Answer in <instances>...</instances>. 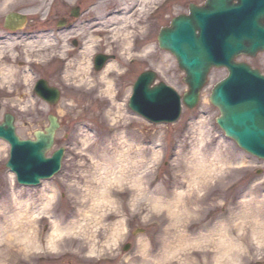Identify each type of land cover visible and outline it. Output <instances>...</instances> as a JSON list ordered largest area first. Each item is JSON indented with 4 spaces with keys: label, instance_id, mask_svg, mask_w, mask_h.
<instances>
[{
    "label": "rangeland",
    "instance_id": "rangeland-1",
    "mask_svg": "<svg viewBox=\"0 0 264 264\" xmlns=\"http://www.w3.org/2000/svg\"><path fill=\"white\" fill-rule=\"evenodd\" d=\"M16 1L18 0H6V2L0 0V17L3 16L6 10L8 11L11 8L10 3ZM22 1L25 2L24 0ZM26 1L22 5L30 6L35 4L33 1L39 2V0ZM75 1L81 2L82 8L85 10L80 18L81 23L92 21L94 25L98 26L101 17H104L101 15L105 14L103 8L100 10V7L104 5L106 9L108 8L107 10H116L122 0H48L43 8L40 9L30 6L29 8H33L31 10L26 7L28 9L25 10V13L32 19L39 18L43 21L46 19V23L48 21V23L54 24L56 21L52 18L61 15L62 9L65 6H71ZM159 1L152 0L146 6L145 12L146 14L148 12V18L140 21L139 27L129 34L130 38L135 36L136 33L139 38L143 39L147 32H150L147 42L143 44L139 51V64L132 68L131 76L129 75L125 80H118L119 76H117L116 72L119 70L122 73L124 65H128L126 63L127 59L124 62L127 55H119V51L115 50L117 57L112 61L115 66L113 69L111 67L106 73V77L110 81V87H106L104 82L98 84L101 80L98 81L97 78L93 77L92 79H95L94 83L98 88L93 89L89 95L88 91L85 90L86 86L81 85V80L74 76L76 72L71 73L70 70H67V74L65 73L64 77L68 88L66 89L62 86L64 98L58 106L48 108L31 93V85L38 77H45L49 83L56 86L58 81L57 78L55 79L54 68L47 69L44 72L39 71L37 74L28 72L23 78L9 79L8 82H4L3 78L0 77V86H3L4 83L7 88L13 89L18 93L16 96L11 97L10 102L7 100L2 103V106L15 117L17 135L21 139L31 137L33 131L42 129L47 124L46 117L48 114H53L59 118L61 127L56 134L55 142L56 145L67 148L66 164L67 172L69 171L68 174L70 175L66 174V177L71 179L66 184L59 179V177L63 176H58L51 181L42 183L46 184L47 187L44 186L45 189L41 188L42 184L34 188L17 185L13 174L5 168L9 146L4 141H0V143L5 145L4 149H0V225H5L6 218L16 208V202L29 201L30 209L34 210V206L39 203L40 196L44 194L43 190L47 192L50 189L56 191L47 208L49 214L53 212V216H50L51 219L68 217L70 214V216H75L76 218L82 217L79 197L87 193L82 187L86 183V175L89 174H87V171L92 167V162L84 158V155L90 153L98 157L99 153H103V155L109 156L115 150L121 149L122 145H119L122 144L121 142L115 145L111 144L115 142L112 141L115 134L117 135L115 139H118V136L125 138V145L131 142L135 143L136 147L129 152V156L137 157V164L130 166V168H135L140 173L139 176H144V182L148 179L151 183L150 191L146 192L147 196L158 184V190L166 193V198H173L175 191L180 188L178 184L173 186L174 175H182L187 171L189 167L188 159L189 161L190 159L193 160V154L206 157L205 160L207 162L212 157L217 158L214 160L215 170H217L213 174L214 179L211 184H209L210 181L207 182L206 191H202L199 195L204 200L202 207L198 209L197 213L184 217L183 222L176 223L173 226L175 229L171 230V218L166 210L150 207L146 201H143V198L139 199L136 205L131 203V200L136 197V193H133L132 189L125 185L121 190L126 189V191L120 195V200H117L116 204L99 208L98 212L95 211L98 214H102L101 223L95 218L96 216L93 219L94 221L90 218V220H87L88 225H80L83 227L77 232V237L70 236L58 241L56 249L59 251L48 249V251L53 252L52 254L47 253L48 257L49 255L62 257L61 251L66 250V248H62L63 242L65 240L69 242L70 240L72 253H67L68 255L65 256H68V261L71 260V263L63 262L61 264H88L87 262L93 260L88 257L90 254L88 249L93 247V244L95 249L101 250L98 254L110 255L108 252L111 251H107L106 247L103 246V241L110 232L108 223L113 219L122 218V221L125 219L126 231L130 229V233L133 232V240L135 241L134 250H130L125 254L126 257L131 258V262H119L116 264H130L134 262L133 259L137 260V257L142 255V252H140V240L150 243L151 252L149 255L152 260H150L149 264H156V262H153V257H157V253H160L168 237L173 233V235H178L181 229L184 230L188 224H195L198 219L201 220L199 224L192 225L193 227L187 232L184 231L185 235L190 234L192 229L196 230L203 226H206L204 231H207L217 225H214L217 218L224 219L233 214V212L236 213L243 203L253 199V202L262 199L264 203V163L242 152L232 140L222 134L223 132L215 123L216 118L219 116L218 110L209 104L208 101L209 93L213 86L226 76L225 69H212L209 72L208 82L201 92L197 106L191 110L183 107L181 116L176 123L151 125L134 116L128 110L127 95L130 93L129 88L136 77L146 70L154 69L157 73V81L169 85L178 94L182 95L187 91V87L182 82L183 72L178 69L174 58L170 54L158 48L155 42V35L160 28L167 26L173 17L186 13L189 4H201L204 0L173 1L163 6L155 17L149 16V12L153 10L152 6L158 4ZM87 26V24H84L82 28L78 29L80 34L83 32L88 34L90 29ZM104 39L106 41V38ZM108 43L111 46L113 44H110L107 40L106 44ZM237 61L247 63L264 74V52L258 53L254 58L239 56ZM37 66L41 67L40 65ZM129 66H133V64ZM71 67L69 65L68 69H71ZM2 114L3 111L0 112V117ZM111 126L113 130L111 132L108 130L107 132V128ZM113 131L115 133H112ZM85 141L87 144L84 143ZM152 153H154L156 158L149 164L147 160L151 158ZM241 160L247 162L244 167L240 164ZM140 161L142 162L140 163ZM178 178L182 179L181 176ZM212 186L214 187L213 189ZM32 203H35V205L32 206ZM206 209L207 211H204ZM35 219H32L35 225L32 230L34 229L35 237L39 238V234L48 232L51 222L46 221L47 223H45V221L40 222ZM81 220L83 221V219ZM249 224H251L249 220L241 224L246 234V229L249 230ZM182 226L185 227L182 228ZM260 228L264 229V225ZM126 237L127 233L122 238H117L116 241L120 240L118 242L120 244ZM154 237H157V239H154ZM116 241L113 243L114 245ZM8 243H1L2 247L0 249H5L6 245L8 247ZM10 245H12L10 246L12 255L5 257L8 264H35V259L40 257L36 251L28 254L27 250L17 241H10ZM150 247L148 245V248ZM12 248L14 249L12 250ZM203 253H206L204 257L202 256ZM182 255L184 256L183 258L187 257L192 264H214V252L211 248H206L203 245L190 247ZM239 256L238 264H264V242H256L253 239L247 245V248L245 247L240 252ZM139 261H136V263ZM223 261L224 264H231L227 259ZM46 264H49V262Z\"/></svg>",
    "mask_w": 264,
    "mask_h": 264
},
{
    "label": "bare ground",
    "instance_id": "bare-ground-1",
    "mask_svg": "<svg viewBox=\"0 0 264 264\" xmlns=\"http://www.w3.org/2000/svg\"><path fill=\"white\" fill-rule=\"evenodd\" d=\"M6 2V0H3V2ZM27 2L26 0H24ZM29 1V0H28ZM48 0H39L33 1L35 4L30 5L34 8H43V6L46 4ZM152 0H122L118 6V10H107L106 6L100 7V10L105 11V14H102L100 19V23L98 26L92 23V21L87 22H77L74 24L73 27H77V35H76V42L80 44V47L76 50L78 52L79 58L77 60L76 66H78L77 70L73 67L71 69L69 67V64L71 63L65 62V70L62 74V83L65 85L66 89L68 88L66 86L67 81L64 77V75L67 74V70H70L71 73H75L74 76H77L79 80H81V85H85V90L88 91L89 95L90 92L97 87V85L94 83L95 79L101 80L98 82H104L107 86L110 85V81L108 77H106V73L114 68L115 65H113V57H117L115 54V50L119 51V55L122 54V56H126L125 60L128 58L127 62L130 60H133L135 58H140V54L135 55L133 48H134V42L139 38L138 35L131 36V32L139 27L140 21L148 18V12L146 14L145 8L147 5L150 4ZM177 1V0H169L166 5L169 3ZM182 1V0H180ZM206 0H204L205 2ZM22 0H18L15 2V4L20 5L22 3H25ZM12 3V2H11ZM10 3V4H11ZM234 4H237V1L234 0ZM165 5V6H166ZM202 7L204 6L203 3L200 4ZM25 5L24 7H30ZM109 7V6H108ZM26 8V9H28ZM33 9V8H29ZM82 11L85 12L84 9ZM80 13L79 9H73L71 13ZM160 12V11H159ZM159 12H157L153 17H155ZM146 14V15H145ZM77 15V14H76ZM139 15V16H138ZM5 16V15H4ZM74 18V17H72ZM174 18V17H173ZM172 18V19H173ZM98 19V18H97ZM171 19V21H172ZM80 20V19H79ZM171 21H169V25L171 24ZM48 23V21H47ZM27 24V20H18L15 22V28L17 30H22L23 27ZM84 24H87L89 27L88 34H85L84 32L80 34L78 31L79 28H82ZM58 25H60L58 23ZM63 27V25H61ZM51 33V32H50ZM66 32L61 33V39L58 42L59 44L53 43V37L49 39V34H45V36H42L43 38L40 39V43L43 44L44 51L47 50L49 43L54 44L52 45L53 50H58L57 47L59 46V52L61 53L59 56H56L55 59L57 61H63L65 58V52L67 49H70L71 47L66 48L65 45L61 47L60 44H65L66 36L70 33L65 34ZM129 35V36H128ZM72 36V35H71ZM108 40L111 45L106 44V41ZM158 33L155 35V42L158 46ZM73 40H75L73 38ZM55 41V40H54ZM105 42V43H104ZM115 45V46H114ZM2 46V43H0V48ZM25 47V45H23ZM57 46V47H56ZM117 46V47H116ZM143 46V44H142ZM129 47L128 49H126ZM4 48V47H3ZM2 48V49H3ZM66 48V49H65ZM14 49V48H13ZM100 52V53H98ZM261 53V52H259ZM89 54V55H88ZM126 54V55H125ZM168 54H170L168 52ZM91 57L93 59V63L91 64ZM2 60V59H1ZM82 62H85L84 64ZM235 62V61H234ZM176 66L177 62L175 61ZM106 64V67L103 69V66ZM138 64V63H137ZM56 63H53V66H55ZM247 65V64H245ZM90 66H93V70L90 69ZM248 66V65H247ZM50 67V68H51ZM136 66H132L131 68H134ZM249 67V66H248ZM250 68V67H249ZM154 70V69H153ZM253 70V69H252ZM259 71L258 69H256ZM99 71L100 73H98ZM66 73V74H65ZM119 73L116 72V74ZM28 72L23 71V69H18L14 66H7V65H0V76L3 78L4 82H8L9 79L13 78H23L25 75H27ZM244 75V74H241ZM5 76V77H4ZM127 78V77H126ZM241 78H243L241 76ZM117 79V78H116ZM118 80H125L123 78L118 77ZM22 81V80H21ZM157 76L155 75L154 80L150 83V85L146 86L149 88H145L141 90L140 86L135 87V84L129 88L130 93H128V99H127V108L128 110L136 117H139L140 119L146 121L147 123L151 125H163V124H171V123H164V122H155L148 118H146L141 111H134L131 109L132 106H139L142 104H145L144 97L146 96V99L148 98L153 104L154 108L150 106L149 101L146 102V112L150 114L152 117L156 119V121H161V117L157 115L161 114L162 112V106H167L169 102L168 97H164L165 91L156 89L158 86ZM95 84V85H94ZM186 86V84H185ZM57 87V86H55ZM79 87H81L79 85ZM168 88L170 86H167ZM34 85H31V93L34 94L45 106L48 108H54L60 104V101L64 98L63 91L55 89L58 94L57 100L50 104L49 102L41 99L37 92L34 93ZM98 88V87H97ZM37 89V87H36ZM203 90V88H202ZM200 91V95L201 92ZM9 91V93H8ZM142 91V92H141ZM151 91H155L157 93L156 96L153 97V93ZM0 92L5 94H11L13 96H16L18 93H16L15 90H11L7 88L6 84L3 83V86H0ZM15 92V93H14ZM187 92V91H186ZM184 92L183 94H185ZM199 95V100H200ZM6 100V98H4ZM198 100V102H199ZM149 104V105H148ZM197 106V104L193 107V109ZM160 108V109H158ZM216 108V107H214ZM217 109V108H216ZM49 110V109H48ZM3 111L2 116L0 117V124L3 123L4 119L11 120L12 126L14 127V133L17 134V128H16V119L14 116L11 115L8 110L4 109L2 106V103H0V112ZM176 114V113H173ZM56 119L58 128L57 130H54V136H53V142L50 147V149L61 151L62 155L59 159V169L62 171L66 170L64 172L65 174H58V176L61 180H63L64 183H68L70 178L66 177L67 172V164H66V151L67 148L64 146L56 145L55 137L57 132L59 131L61 127L60 120L57 116L51 114ZM180 118V116H179ZM178 118V120H179ZM47 124L42 127V129H39L41 132L46 134V129L49 126L48 118L46 117ZM177 121H174L176 123ZM111 132L113 130V127H108L107 132ZM37 130H35L36 132ZM112 133H115L114 131ZM201 134V132H199ZM34 134V131L31 135ZM111 144H119L120 142L122 144L121 149L115 150V152L111 155H103V153H99L98 157L91 155L90 153H86L84 155V158H87L88 161L92 162V167L89 168L90 170L87 171L86 175V183L82 187L87 193L86 195H81L79 197L80 204L82 207V217L76 218L75 216H70L60 218V219H51L50 216H53V212L49 214V211L47 210L51 200L55 196V190L50 189V191L45 192L40 196L39 203L35 205V203H32V206H34V210L30 209L29 201H19L16 202V208L12 211V213L9 215V217L6 218L5 225H0V247H2L1 243H8L5 246V249H0V264H8V262L5 260L6 256L12 255V252H10V249L12 245H10V241H17L21 243L22 247L25 248L29 253L32 251H46L45 249H53V251L58 247V241L63 238H68L70 236H76L77 232H79L80 229H82L83 226H80L82 224L88 225L87 220H90V218L93 220L94 217L99 220L101 223L102 214H98L97 210L99 208H103L106 206H112L116 204L117 200H120V195L126 191L121 190V188L125 185H127L128 188L132 189L133 193H136V197L131 200V203L136 205L137 201L139 199H144L143 201H146L150 207L155 209H163L166 210L169 214V217L171 218L170 223L172 226V229H175L176 223H181L184 221V217H189L195 213L198 212V209L202 207L203 205V197H200V193L202 191H206V185L211 184V182L214 179L216 166L214 164V160L216 157H212V159L207 162L204 156L194 155L193 154V160L188 159L189 167L187 171L182 175H174L175 181L173 182V186H180L179 189H177L174 193L173 198H166V193H162L158 190V184L153 188V190L150 192L149 196L146 195L147 191H150L149 187L151 183L146 180L144 182V176H139L140 173L136 171L135 168L130 166H134L137 164V160L134 157L129 156V152L133 150L136 145L134 142H131L129 144H124L126 142L125 138L123 136L119 137V141H117V135H113ZM116 136V137H115ZM0 141H4L3 139H0ZM87 144V142H84ZM5 145L3 143H0V149H4ZM49 152V150L45 153L46 159H52L53 154ZM137 153V151H136ZM154 153H152L151 158H149L147 161L149 164L155 159ZM217 159V158H216ZM143 160V158H142ZM258 160L262 161L264 163V160L261 158H258ZM142 161H140L141 163ZM241 166H245L247 162L245 160H241L240 162ZM90 167V165H88ZM139 166V162H138ZM11 173V172H10ZM70 175V174H68ZM179 176L182 177V181L178 178ZM85 177V175H83ZM67 178L65 181L64 179ZM183 182V183H180ZM185 183V185H184ZM46 184H42L41 188L45 189ZM47 187V186H46ZM183 187V188H181ZM214 187L212 186V189ZM211 190V188H210ZM149 193V192H148ZM147 193V194H148ZM159 193V194H157ZM192 193V194H191ZM197 195V196H196ZM254 200V199H253ZM253 200L248 201L247 203L241 204L242 207L239 208V210L233 214H230L229 217H225L224 219L217 218L215 221L216 226L211 227V229H208L207 231H204L206 226H203L201 228H195L196 230L192 229V232L190 234L185 235L183 232H187L189 229H191L195 224H199L201 222L200 219L196 221L194 224H188L186 227L182 226L184 230L181 229L180 233L178 235H170L168 239L165 241L164 246L160 250V253H157V257H153V262H156V264H192V262H189V259L183 258L185 251L187 249H190V247H193L195 245H203L206 248H211L214 252V264H224V259H227L230 261L231 264H238L239 263V255L242 250L247 248V245L251 243V241L254 239V241H262L264 242V229H261L260 227L264 225V203L263 200H257L253 202ZM37 202V201H36ZM97 211V212H95ZM204 211H207L204 210ZM70 213V212H69ZM101 216V218H100ZM36 218V219H35ZM236 218V219H235ZM36 221H45L51 222V226L47 233L45 234H39V238L35 237V232L32 230L34 223L33 220ZM83 219V221L81 220ZM122 218L113 219L111 222H109L108 226L110 227L108 235H106V239L104 242V247H106L107 251L110 253V255H102L98 254L100 251L95 249V245L93 244V247L88 249V252L90 253L88 257L92 258V261H89L91 264H116L119 262L128 263L131 262V258L126 257V251L128 248L130 250H134L135 241L133 240V233L130 234L132 236H128L130 239H126V242H123L125 245L121 246L118 244L119 241H116L117 238L121 237L126 234V223L125 219L124 221L121 220ZM235 219V220H232ZM81 220V221H79ZM247 220L250 221L251 224H249V230L246 229L247 234L241 227V224L246 222ZM32 221V225H31ZM47 221V222H46ZM79 221V222H78ZM94 221V220H93ZM39 222V223H40ZM217 222V223H216ZM238 222V223H237ZM155 224V223H154ZM45 225V224H44ZM193 225V226H192ZM235 227V228H234ZM35 228V227H34ZM108 229V228H106ZM164 230V229H163ZM162 230V231H163ZM158 231V230H156ZM168 231V230H167ZM154 239H157V237H154ZM116 241V244L113 243ZM48 243V244H47ZM64 245L62 248H66V250H62L60 254H62V257H57V262L55 263H63L68 261V255L67 253H72L71 251V242L65 240L63 242ZM148 245L150 247V243L147 241L140 240V249L142 252L140 257H137V260L133 259V263L130 264H149L151 259L150 254V248H148ZM43 247V248H42ZM47 247V248H46ZM15 248V247H14ZM12 248V250L14 249ZM18 248V247H17ZM11 250V251H12ZM58 249H56L57 251ZM59 251V250H58ZM125 251V253H123ZM51 252V251H50ZM121 252V253H119ZM183 252V253H182ZM239 253V254H238ZM192 254V253H191ZM206 253H203L202 256L204 257ZM238 254V255H237ZM236 255V257H234ZM65 256V257H64ZM135 256V255H134ZM179 257V258H177ZM3 258V259H2ZM139 258V259H138ZM141 258V260H140ZM140 260V261H139ZM48 261V260H47ZM136 261H139L136 263ZM142 261V262H141ZM43 263V261H41ZM48 263V262H45Z\"/></svg>",
    "mask_w": 264,
    "mask_h": 264
},
{
    "label": "water",
    "instance_id": "water-1",
    "mask_svg": "<svg viewBox=\"0 0 264 264\" xmlns=\"http://www.w3.org/2000/svg\"><path fill=\"white\" fill-rule=\"evenodd\" d=\"M235 1L237 4L234 0H206L203 7L190 5L188 16L173 19L170 28L160 31L159 48L175 58L178 68L184 72L183 83L188 91L180 98L171 88L158 84L156 89L165 91L164 97L169 98L168 105H163L162 113L157 115L161 121L146 112L147 101L154 108L149 100L152 97L143 96L145 104L131 109L144 112L152 121L173 123L180 116L181 102L188 109L198 103L209 71L225 68L228 76L217 83L209 95V103L220 114L216 124L242 151L264 160V76L245 64L234 62L240 55L254 57L264 51V0ZM23 19L8 15L5 27L15 29V22ZM154 77L153 73L142 74L135 87L149 88L146 86ZM36 90L39 97L50 104L58 98L57 91L44 81L38 83ZM151 92L153 97L157 95ZM48 121L46 134L36 131L34 140L28 141L17 137L8 118L0 124V139L10 146L6 168L20 185L36 186L41 179H49L59 170L62 150L56 151L50 160L45 158L53 142V131L58 128L53 116H49Z\"/></svg>",
    "mask_w": 264,
    "mask_h": 264
},
{
    "label": "flooded vegetation",
    "instance_id": "flooded-vegetation-1",
    "mask_svg": "<svg viewBox=\"0 0 264 264\" xmlns=\"http://www.w3.org/2000/svg\"><path fill=\"white\" fill-rule=\"evenodd\" d=\"M10 6H11L12 12L23 14V15L26 14L25 13L26 8L24 7V5L22 4L17 5L15 4V2H12ZM73 9H76V10L79 9L80 13L77 18L71 17V11H73ZM82 9H83L82 3L75 1L71 6L69 7L65 6L61 11V15L55 16L54 18H52V19H55L54 21H56L54 24L53 23L52 24L51 23L40 24L38 20L36 19H30V20L28 19L27 24L23 27L22 30L11 31V30L5 29L4 25L1 23V20H0V43H2V46L0 48V65L4 64L7 66H14V67H17L18 69H23V71L29 72L30 74L31 73L37 74L39 71L44 72L47 69L54 68L55 69V79L57 78V81H58L56 86L59 90H63L62 86L65 87V85L62 83V74L64 73V70H65V67H64L65 62L71 63L72 64L71 66L76 69L78 67L76 66L77 60L80 59L78 52L76 51L80 47V44L76 42V35L78 34L76 30L79 25H77L76 27H73V26L78 21H80L79 19L84 14V11H82ZM58 23L60 25H58ZM61 25H63V27H61ZM62 32H66L65 34L67 33H70V34L66 36L65 44H60L61 47L65 45L66 48L68 47H71V48L66 50V52L64 53L65 58L63 61L60 62L55 59L56 56H59L61 54L59 52V49H60L59 46L58 47L56 46L58 50H53L52 45L54 44L49 43V46L47 47L48 49L44 51L43 44L39 42L40 41L39 38L42 39L43 38L42 36H45V34L48 33L49 39L53 37V43L55 42V44L57 45L59 44L58 43L60 41L59 39H61L60 36ZM149 36H150V32H147V34L143 37V39L138 38L134 42L135 46L133 48V51L135 55L139 56V51L142 48V44L147 42V39L149 38ZM73 38L75 40H73ZM23 45H25V47ZM113 59H116V56L115 58L113 57ZM34 62H40L42 63V66L37 67L35 64H33ZM53 63H56V65L51 67ZM82 63L84 64L85 62H82ZM92 63H93V59L91 57V64ZM138 64L135 63L133 66H136ZM105 67H106V64L103 66V69ZM131 67L132 66L124 67L125 76L123 77V79H127L126 77H128L129 75L131 76L132 74ZM90 69L93 70V66H90ZM97 72L100 73L99 71ZM37 79L45 80L47 83H49L45 79V77L44 78L38 77ZM49 85L55 86L54 84H51V83H49ZM12 96L13 95L11 94H5V93L0 92V103H4L7 100L8 102H10V99ZM85 97L87 98L86 95ZM4 98H6V100ZM60 172L61 174H65L64 172H66V170H64L63 173L61 170ZM64 180L66 181L67 178H65ZM128 251H130L129 248L126 252ZM123 253H125V251ZM45 262L47 261L44 260L43 264H46ZM38 263L41 264L42 262H38ZM38 263H35V264H38ZM51 263H54V262H49V264ZM67 263H71V260L67 261ZM87 263L91 264L90 262H87Z\"/></svg>",
    "mask_w": 264,
    "mask_h": 264
}]
</instances>
